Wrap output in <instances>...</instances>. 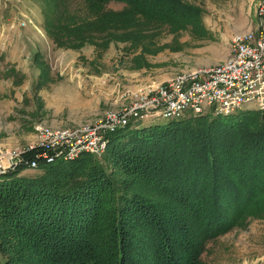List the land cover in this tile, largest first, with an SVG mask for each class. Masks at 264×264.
<instances>
[{
  "label": "trees",
  "instance_id": "obj_1",
  "mask_svg": "<svg viewBox=\"0 0 264 264\" xmlns=\"http://www.w3.org/2000/svg\"><path fill=\"white\" fill-rule=\"evenodd\" d=\"M42 1L48 35L75 48L118 21L135 27L127 37L136 39L144 23L137 15L176 22L182 0H84L83 16L67 10L68 0ZM111 1L123 11L107 8ZM28 168L0 174V251L10 250L3 264H204L208 239L245 216L264 218V108L130 121L108 134L101 157L38 158L33 174L22 173ZM136 180L188 212L161 211L137 194ZM186 221L199 223L202 235L189 234Z\"/></svg>",
  "mask_w": 264,
  "mask_h": 264
},
{
  "label": "rangeland",
  "instance_id": "obj_2",
  "mask_svg": "<svg viewBox=\"0 0 264 264\" xmlns=\"http://www.w3.org/2000/svg\"><path fill=\"white\" fill-rule=\"evenodd\" d=\"M259 1L182 0L172 11L178 15L176 22L137 15L136 22L144 23L136 39L127 37L135 27L118 21L114 27L99 26L88 34L93 40L74 48L60 46L48 35L42 0H0V167L7 168V151L24 158L43 151L40 129L79 130L105 124L174 77L225 61L233 34L256 28ZM124 5L111 1L106 7L119 12ZM67 6L71 14L85 13L84 0H68ZM92 19L90 24L96 21ZM163 122L137 120L140 126ZM34 172L28 168L22 173ZM133 183L137 194L161 211L188 212L171 194L155 196L151 186ZM185 223L189 234L202 235L199 223ZM8 251H0V264L10 256ZM201 259L204 264H264V218L245 216L230 230L208 239ZM157 260L162 262V256ZM30 264L37 263L31 259Z\"/></svg>",
  "mask_w": 264,
  "mask_h": 264
},
{
  "label": "built area",
  "instance_id": "obj_3",
  "mask_svg": "<svg viewBox=\"0 0 264 264\" xmlns=\"http://www.w3.org/2000/svg\"><path fill=\"white\" fill-rule=\"evenodd\" d=\"M257 25L254 30L234 33L230 40L229 57L212 67L177 76L167 86L158 87L154 95H146L138 103L125 108L105 124L79 130L40 129L43 151L32 159H24L19 152H6V166L14 169L21 163L29 168L38 166V158L45 163L69 161L81 154L100 157L106 150L108 134L130 121L143 118L172 120L187 114L206 111L229 114L245 105L264 108V0L256 6ZM0 167V174L8 169ZM5 169V170H4Z\"/></svg>",
  "mask_w": 264,
  "mask_h": 264
},
{
  "label": "crops",
  "instance_id": "obj_4",
  "mask_svg": "<svg viewBox=\"0 0 264 264\" xmlns=\"http://www.w3.org/2000/svg\"><path fill=\"white\" fill-rule=\"evenodd\" d=\"M232 38V37H231Z\"/></svg>",
  "mask_w": 264,
  "mask_h": 264
}]
</instances>
